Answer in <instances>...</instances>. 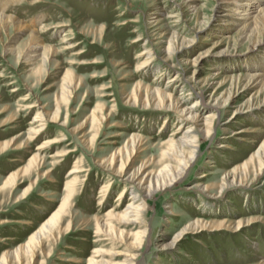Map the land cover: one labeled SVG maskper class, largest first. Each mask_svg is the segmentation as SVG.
I'll use <instances>...</instances> for the list:
<instances>
[{"label": "rangeland", "instance_id": "1", "mask_svg": "<svg viewBox=\"0 0 264 264\" xmlns=\"http://www.w3.org/2000/svg\"><path fill=\"white\" fill-rule=\"evenodd\" d=\"M218 9L217 0H28L6 9L22 21L45 25L42 41L57 51L40 73L32 71L18 58L28 43L27 29L16 32L12 24L0 28V143L25 133L34 116V110L25 109L27 103L47 110L59 104L61 118L67 113L68 123H51L44 136L27 147L0 152L1 185L10 172L21 171L41 141L64 138L42 152L44 161L38 171L20 173L13 186L0 191V221H8L0 223V257L5 249L25 244L57 209L67 173L76 164L83 171L68 212L56 223L54 235L34 243L33 261L24 256L22 263L88 264L95 249L101 251L97 258L102 264L130 263L126 257L129 243L140 228L112 220L116 230H125V240L118 239L107 230L97 233L94 220L95 216L104 218L111 209L121 210L132 189L117 200L123 183L117 177L110 179L98 161L120 147L130 133L143 138L134 165L158 158L178 124L182 132L187 126L172 112L128 104L126 96L139 82L142 91L150 86L185 98L181 105L187 107L204 86L206 96L197 104L204 115L211 111L215 97L227 100L223 111H215L210 137L198 136V152L184 175L148 198L141 215L147 231L134 264L264 263V171L251 180L254 162L250 161L264 141V89L247 83L245 77L264 72L255 63L264 54V34L261 44L250 49L252 41L260 38H245L240 26L228 24ZM57 24L62 26L54 27ZM173 33L178 34L173 41L177 51L168 54L167 40ZM12 47L16 52H6ZM145 50L149 53L141 55ZM144 61L148 65L141 68ZM248 64L253 70L245 67ZM67 71L74 83L72 99L68 104L57 103ZM170 79L175 83H167ZM186 79H190L187 88ZM193 85L197 87L191 89ZM211 92L213 97H209ZM26 94L29 99L23 100ZM97 104L104 106L107 118L88 148L84 140L90 141L94 133L90 125L77 135L71 129ZM11 114L15 121L3 124ZM13 123L17 128H12ZM68 151L67 158L57 157L51 164V155ZM246 162L248 174L239 178ZM48 167L53 168L51 176H43ZM225 175L229 180L237 175L235 180L242 183L221 187ZM108 181L111 185L103 199L98 191ZM25 189H29L26 198L20 200ZM195 220L211 226L192 229ZM218 221L225 224L215 232L211 229ZM236 223L240 224L237 230L230 228Z\"/></svg>", "mask_w": 264, "mask_h": 264}, {"label": "bare ground", "instance_id": "2", "mask_svg": "<svg viewBox=\"0 0 264 264\" xmlns=\"http://www.w3.org/2000/svg\"><path fill=\"white\" fill-rule=\"evenodd\" d=\"M26 1L28 0H0V28L6 29L9 24H12L16 28V32L20 29H27L28 43L24 46L25 52L23 51V49L19 50L18 58L22 57L23 62L29 65L30 70H35L36 72L40 73L41 70L44 69L45 64L48 62V60H50V57H52V55L57 51V48L55 46L43 43L42 41L41 33L47 29L46 26L42 24H40V26H36L38 23L37 21H34L33 23H27L26 21H22L19 18H16L12 14L6 13V9L9 6L18 5ZM217 7L219 8L218 10H221L223 12L221 14L225 17L224 20L228 24L232 26H240V31L242 34H244L245 38L251 40L254 39V36L260 38V35L262 36L264 34V0H217ZM174 16L175 15H171V17ZM175 17H177V15ZM60 26L62 25L57 24L54 27ZM201 28V26L197 27L196 30H200ZM177 37L178 34L173 33L172 36L168 38L166 53L170 54L177 51V49L173 47V41L175 42L174 39ZM63 38V40L65 41L66 39L64 36ZM261 42V38L259 40L252 41V44H250V49H254L257 45L261 44ZM6 52L14 53L16 52V50L12 47L6 50ZM146 53H149V51L145 50L141 53V55H144ZM258 59L260 60L258 62H255L257 67L260 68L261 66V68H263L264 70V54ZM147 65V61H144L142 62L141 68H146ZM245 67L250 69L252 68L250 64L245 65ZM253 67L255 68V66ZM245 75L247 83H255V86H259L260 89H264V72L247 73ZM189 80H185V88L188 87L187 83ZM170 82L175 83L173 79L167 81V83ZM173 83L171 85H173ZM142 86L143 85H141V83L139 82L134 85L131 93L126 96V102L128 104L136 105L140 103L142 106L152 105L159 110H162L164 113L172 112L178 117V119H180V122H184V124H187V126L182 132L178 131L180 123L178 124L177 128L172 132V134L165 142V148L162 150L158 158H146L141 160L137 165H134L136 157H138L140 153L139 149L140 145L143 142V138L137 133H130L120 147L113 149V151L109 155L103 156L98 161V166L111 177L110 179L117 177L118 180L123 183L122 191L118 194L117 200H119L123 196L122 193H125V191L127 192L128 190L132 189L130 191V199L121 208V210L111 209L106 212L104 218L95 216L94 220L97 233L105 232L107 230L114 234L118 239H124L125 230L124 232L123 230H116L114 228L112 220H116L121 224H132L140 228V230L136 231L135 233L136 238L134 239V241L129 243L130 251L126 254L127 259L130 261L129 264L135 263L133 262V259L137 257L141 246L144 243L147 227H145V222L141 219V215L145 211L148 198L152 197V195L155 194V192H157L158 190L168 189V187L174 185V183L184 175L187 167L192 161H194L198 152V136H203L204 138L210 137V131L215 121V111L219 113L223 111L225 102L227 100L226 99L225 101L220 102L216 97L214 99L212 98L214 102L210 105L211 111H206L207 113L206 115H204L202 113L203 111H201L200 107L197 105L200 103V100H203L206 96L205 92L207 90L204 86L199 87L198 91L195 92L197 98L193 101V104L188 107L181 105V101L185 100V98H179L178 96L174 97L170 92H166L160 88L150 86H144V90L142 91ZM73 87L74 83L72 81L71 72L67 71L65 72L60 83V93L56 96V102L58 103L59 100L63 101L66 104L70 103L72 99L71 94L73 92ZM194 87L197 86L193 85L191 89H194ZM212 93L214 92H211L209 97L214 96ZM28 99L29 95L26 94V96L23 97V100ZM25 109L34 110V116L28 122L29 126L27 130L23 134L16 133L7 142L0 143V152L6 151L8 148L11 149V147H14L15 150L27 147L31 141L43 137L44 132L47 130L49 124L51 123L61 122L62 126H65L68 123L67 113H65L64 117L61 118L59 104H57L54 109L47 110L45 107H40L36 103H27ZM106 118L107 114H105L104 112V106L101 104H97L89 114L81 119L78 125L71 129V132L76 135L80 134L82 131H84L87 125H90L89 128H91L94 133L90 141L88 140L86 142L84 140V142L86 143V145H88V148L92 147L93 136H96L100 133ZM15 119V114H11L3 124L14 122ZM12 128H17V125L13 123ZM224 130L227 131L226 128H224ZM62 141H64V138H62V136L51 137L41 141V143H39V145L37 146L36 151L28 159L26 164L21 169H18L21 171H16L14 173L10 172V174L5 178L3 183L0 185V191L5 189L7 186H13L15 179L20 173H22L23 175H30L31 171H38L39 167L44 161L42 152L51 144ZM68 153H70V151L65 153H55L54 155H51V164H55L57 162L56 159L58 158H67L69 156ZM250 161L254 162V172L251 177V180H254L256 177L263 174L264 171V141L250 156ZM248 164L249 163L246 162L243 165L244 171L239 174V178L248 174ZM52 169L53 168L51 167L46 168V171H44L42 175L50 177ZM82 171L83 170L81 169V167L77 166L76 164L71 167V169L67 173L68 179L64 183V195L57 209L46 221L41 224L39 229L29 237L25 244L16 246L13 249H5L1 254L0 264H7L10 261H16L21 264L24 256H29L28 260L32 259L33 261V257L35 256L34 243L37 242L38 244H41L44 237H50L51 235H54V227L56 223H58L59 219L65 214V212H68L67 209L68 207H70V199L76 191L78 175ZM227 176L228 175H225L221 187L225 186L226 184H233L234 182H236V184L242 183L241 180H235V177H237V175L232 176L231 180H229V177ZM110 183L111 181H108L102 188H99V197H102L104 199V196L109 186L111 185ZM28 190L29 189H25V191H23V193L20 195V200L26 198L25 195ZM139 192L140 196L138 195ZM98 201L100 202L101 199H98ZM6 222L8 221H0V223ZM224 224V221H218V223L215 225L216 227L211 230L219 232L223 230L222 227L224 226ZM239 225V223H236L234 226L230 225L231 227H229L237 230L240 227ZM208 226H211V224L195 220L194 223H192L191 228L198 229L199 227L204 228ZM11 238L12 240H15L13 239V237ZM93 254L94 255L89 257L88 264H102V262L97 258L101 255V251L99 249H95L93 251ZM257 264L264 263L263 261H258Z\"/></svg>", "mask_w": 264, "mask_h": 264}]
</instances>
